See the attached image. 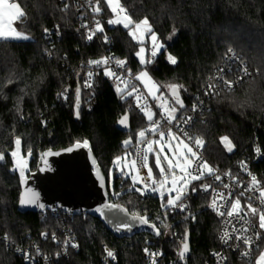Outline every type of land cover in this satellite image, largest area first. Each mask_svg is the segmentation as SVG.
Masks as SVG:
<instances>
[{
  "label": "trees",
  "instance_id": "16d2710c",
  "mask_svg": "<svg viewBox=\"0 0 264 264\" xmlns=\"http://www.w3.org/2000/svg\"><path fill=\"white\" fill-rule=\"evenodd\" d=\"M16 1L26 19L15 22V28L30 39L0 40V152L5 154L0 161V233L7 234L12 242L9 246L0 242V264H25L14 246L34 243L43 254L57 251L61 246L57 237L62 239L60 219H65L72 229L78 247L51 264H101L103 245L117 252V264H144L141 248L147 244L172 254L173 248H177L174 232L179 236L176 241L180 246L186 233L189 240V255L180 264H203L210 250L217 246L219 225L218 215L209 206V195L189 190L185 210L172 216L167 208L161 207L156 193L141 195L129 191L132 188L129 180L116 174L111 165L115 157L136 143L138 131L148 120L144 114L127 109L128 90L118 93L113 80L100 67L92 92L80 90L77 111L75 96L88 61L98 60L111 51L125 61L126 70L134 76L146 69L158 83L159 91L170 84L183 85L178 90L184 105L183 108L179 105L176 113L179 116L195 102L194 95L201 93L231 49L250 76L241 79L230 92L221 90L205 100L189 133L193 138H203L201 150L207 162L227 172L235 168L237 160L252 154L256 140L261 156L254 168L258 177L264 179V0H120L133 21L147 17L164 46L149 61L147 41L144 65L135 56L139 44L120 25L105 27L96 41L88 43L85 30L78 27L79 11L74 6L65 12L61 11L59 0ZM100 6L103 16L111 14L104 0ZM54 27L59 28L60 34L49 41L43 33ZM103 36L109 42L103 41ZM167 55L176 57L177 63L171 64ZM125 116L127 126L119 123ZM225 136L234 145L231 152L221 141ZM16 137L21 138L22 154L29 156L30 170L36 168L43 151L88 140L107 178L109 199L123 205L130 214L146 217L159 228V237L150 232L117 237L99 218L88 214L72 215L69 220L63 212L60 217L50 210L44 214L19 212V177L16 171H10L13 167L10 153ZM129 138L132 143L126 147L123 142ZM167 230L169 235H165ZM263 246L264 242L251 261L231 256L229 264H255Z\"/></svg>",
  "mask_w": 264,
  "mask_h": 264
},
{
  "label": "snow or ice",
  "instance_id": "6c2138e0",
  "mask_svg": "<svg viewBox=\"0 0 264 264\" xmlns=\"http://www.w3.org/2000/svg\"><path fill=\"white\" fill-rule=\"evenodd\" d=\"M86 3L88 4L91 12L95 15H98L102 12L101 8V0H95V3L93 4V0H86ZM104 3L107 4V6L110 8L111 12L114 15V18L109 19L107 23L109 25H122L123 28L129 29V34L133 36V38L136 37L137 33H151V39L153 42L157 40V35L153 32L151 25L145 17L143 20L136 22L133 21L131 16L128 14L127 10L120 4V0H104ZM69 3L65 2L63 8L61 11H67L69 8ZM119 13H123V16H120ZM5 16L9 17H15L16 22H22L24 19H26V13L21 8L19 2H13L10 3L9 0H0V40H9V39H30L29 36L22 33L21 31H18L15 27H5L3 23V18ZM95 28L94 29H88L87 39L92 40L93 37L96 35L97 32L103 33L104 29L101 25V22L99 20H95ZM82 27L87 28V24L85 23L82 25ZM45 33H48V30L45 29ZM105 42H108V37H104ZM154 50L152 51L151 55L153 57L156 56L157 50L160 48H163L164 46L162 44L156 45L154 43L153 45ZM145 49L142 47L140 48V51L137 53L139 56L141 53H143ZM231 52L232 50L229 49ZM50 54V53H49ZM112 58L110 57H102L99 60H90L88 61L89 66H96L101 67L104 66V75L108 77H114L118 81L124 84V88L122 89L119 84L117 85V92L121 93L128 89V82L124 79L122 75H119L117 72H115L111 67H109V62ZM168 61L171 64H176L177 60L176 57L172 55L167 56ZM144 62L143 60L141 61ZM116 66L122 67L125 63V61L116 60ZM223 72V70H220ZM243 76L250 75L247 72V68L244 67L242 69ZM88 77L90 78L93 73L89 72ZM148 74L147 72H141L136 79L139 80L142 77H146ZM243 76L239 77L238 79H243ZM217 79L225 85L227 91H231L233 88V81L225 79L223 75L218 76ZM8 83H12L11 80L8 81ZM85 87H91V84L88 80L85 81ZM184 86L179 84H170L168 85V88L172 91L173 96L175 98V102L180 105L181 108L184 107L182 101L179 98L178 90L182 89ZM217 85L209 84L208 89L210 91H206V95L208 94H215L218 95L219 93L215 91V88ZM67 91V90H66ZM136 91L135 85L131 87V91L128 92V95H132ZM80 89L77 88V97H79ZM63 95V94H61ZM19 111V109H17ZM193 110H196V105H193ZM142 111H145V115L147 116V120L149 121V126L145 129H141L137 133V140H136V146H135V155L136 158L132 159L130 161L129 167L131 169H134L136 172V175L131 176L133 187L129 188V191L135 190L136 192H139L141 195H144L147 190H150L151 192L155 193L158 191V189H164L166 185L168 184L169 180L171 181V188L167 191V200L166 203H162V208H179L180 211H184L186 208V204L183 203V199L186 196V189L191 184L192 181H198L202 180L205 175L208 177H212L214 181L220 182L223 189H229L227 192V195H225V192L222 190H217V188L213 187L212 184L204 183L200 185L201 190L205 192L211 191L213 194V199L211 201V204L209 205L212 207L218 215L220 216H227L228 218H236L237 222L240 223V226L237 227L235 224L232 225L231 233L227 228H225L221 235L220 240L223 241L225 244H228L230 240L233 239V235L235 234V248L240 249L241 246H246L247 250L241 251L242 257H249L252 255V246L255 244L257 248H260V241L262 240V233L258 230H256V224L253 223V220L250 217H257L258 216V227L261 230H264V188H258L257 185L259 184V181H257L255 176L251 177V183L245 187L242 183L238 182L237 177L231 176V173H225V176H230L233 184L241 188L238 195L233 198V192L230 190L233 185H230L228 183H224L223 179L220 175L216 174V171L207 164V161L202 160V157L199 155L198 151H194L193 147L189 146L188 143H184V141H179V144L176 148L169 147L168 152L164 151L165 147V137L167 136V144L171 145L172 140L177 139L176 133L173 132L172 127L167 128V132H165L162 127L161 123L162 121H166L168 125H172L173 121L177 120V117L175 113L177 112L176 108H169L166 113H161L160 119H154L155 113L149 112L146 109H142ZM79 113L77 112V117ZM21 118L23 116L21 115ZM191 118H185L184 123L187 124L188 121ZM42 123L46 124V122L42 121ZM119 123L121 125L127 126V116L120 119ZM177 127L179 126L177 122ZM183 131V130H182ZM148 133H151L152 136H158L159 139H149ZM183 135L189 140L193 141L196 145V147L202 148L204 141L202 137H190L188 136L187 132H183ZM221 141L226 144V147L229 152L232 151L234 145L231 144V141L228 137H222ZM132 143L131 138L129 140H126L124 142L125 146L127 147ZM15 148L16 150L12 151L10 153L11 156L16 157L19 154V150L22 145V141L20 137H16L14 140ZM183 145V149L185 151L179 152V155H177V152L179 151V145ZM140 145H143L144 147L141 148ZM154 145H159V148H154ZM80 143L77 142V147H80ZM83 147L89 148V141L84 140L83 141ZM68 151H72V149H68ZM257 152L260 150L257 149ZM28 153H31V149H28ZM149 154H151L154 157V165H149ZM126 155H131V153H126ZM5 158V154L3 152H0V161H3ZM120 157H117L116 160H120ZM139 160V165L137 161ZM194 161H198L199 163L196 165L195 168H193ZM93 163L95 164V160H93ZM153 167L158 170V173L153 172ZM246 167V165H244ZM140 169H146L147 175L146 177H140ZM121 172H123V169H120ZM10 171H17L16 167H13L10 169ZM179 173V175H178ZM157 175L159 179H157ZM20 176L23 179L24 177V171L20 170ZM139 177V180H138ZM101 185L103 186L104 180L101 177L100 178ZM141 182V187H135V185ZM256 190L258 192V195H249V193H252L253 190ZM192 192H195L196 186H192L191 188ZM173 193H175L173 195ZM114 195H119V193H114ZM165 193L160 192V196L163 199ZM241 198L245 199V203L241 204ZM38 197L35 194H31L29 197L25 199L20 200V204L22 206L29 205V204H35ZM257 200L259 201L261 207H253L252 201ZM219 201H222L223 203H218ZM131 203V201H129ZM39 207L43 208L44 205H39ZM105 209H119V211L124 212L126 216H129L128 210L116 205V204H105ZM221 208H225V211H221ZM97 212L100 213L101 216L107 217V222L110 224H113L114 229L119 231H132L133 224L130 221H138L142 225H149L153 230L155 231V234L159 236L160 230L155 224H150L148 219L144 216H141L139 213H131L129 216V219H126L124 221H114L112 217L108 216V213L103 211L102 209H96ZM242 213V215H241ZM188 217L186 216L185 219ZM194 218V217H193ZM229 223H231V220H229ZM250 231L253 232V235H248ZM46 235V234H45ZM4 240H9L10 238L5 235L3 238ZM55 234H53V240H55ZM68 241L65 240L64 244L65 247L68 246ZM73 248L78 247L76 244L71 245ZM231 246V245H230ZM19 251V249H18ZM39 252V250H37ZM107 257L115 259V253L111 250L105 249ZM146 254L148 253V249H144ZM189 251V244L187 241V233L185 234L184 239L181 241V246L178 250L177 255L179 256L180 260H184L186 258V253ZM25 260L31 259L29 253L25 252L24 254ZM57 257H59L60 253H56ZM152 261L151 264H157V260L155 259L156 256L162 255V253H151ZM218 259V264L222 261H226L227 257L221 256L219 253H214ZM45 260H47V257H44ZM255 264H264V251H260L259 257L256 259Z\"/></svg>",
  "mask_w": 264,
  "mask_h": 264
},
{
  "label": "built area",
  "instance_id": "2783aa9c",
  "mask_svg": "<svg viewBox=\"0 0 264 264\" xmlns=\"http://www.w3.org/2000/svg\"><path fill=\"white\" fill-rule=\"evenodd\" d=\"M59 1L61 3L62 7L64 6V3L67 2V3H69L70 6L71 5L74 6V8H76V10L79 11L78 27L85 30L86 37L88 34V29H94L95 28L94 19L99 20L101 22L103 29L105 27L112 26V25H109L107 23V21L109 19H112V14H110L108 16H103L102 12H101L100 14L95 15V17H94V14L91 12L88 4L86 3V0H59ZM94 3H95V0H93V4ZM122 6L127 10V8L124 5H122ZM127 12H128V10H127ZM119 15H123V13H119ZM85 23L88 26L87 28L82 27V25H84ZM47 30H48V33L46 34L44 31L43 36L46 39H48L49 41H51V38L53 36L58 37L60 34V30L58 27H54L52 29H47ZM100 34H101L100 32H97L92 40H88L86 38L87 42L92 43L93 41H96L98 39V37L100 36ZM104 37L105 36L102 37L103 41H105ZM152 51H153V48L148 47V60L149 61H153L155 58L151 55ZM102 57L112 58L110 60L108 66L111 67L119 75H122L125 80H127L128 92L131 91V87L133 85H135L136 91L132 95H129L130 100L126 106L128 110H132L136 113L143 114L145 111H142V109L148 110L154 106L153 100L145 93V91L143 90V88L139 84L136 77L130 71L126 70L125 65H123L122 67H119V68L116 66L115 62H116V60H119V59L116 58V56L113 52L108 51ZM244 67H245L244 63L241 60H239L238 56H236L234 54V52L228 51L224 56L223 62L213 72L212 76H210L207 79L205 85L201 89V93L200 94L197 93L194 95L195 102L187 109V111L181 113L179 116H176L177 120L173 121L172 125H168L166 123V121H162V123H161L162 129L165 132H167V128L172 127V130L174 133H176L177 135L184 138L190 144V146L193 147L194 151H198L199 155L202 157V160L207 161L205 156L202 153L201 148L198 149L194 143V140L189 141L183 135V132H187L188 136L192 137L191 134L189 133V129H190L191 125L196 120V117L198 116V114H200V112L203 110L205 100H207L211 96L215 95V94H211V93L208 95L205 94L206 91H210L208 89V85L209 84L217 85V87L215 88V91L218 93L221 90H226L225 85H223V83L217 79L218 76L223 75L225 77V79L233 81V88H234L241 81V79H238V78L243 76L242 69ZM98 68L99 67L88 65L82 71L81 80H80V90L83 91L84 93L90 94L92 92L93 87H94L95 75L97 73ZM100 68L104 69V66H101ZM220 70H223V72H221ZM89 72L93 73V75L90 78L87 75ZM247 72L250 74L248 69H247ZM249 76L250 75L243 76V78L249 77ZM109 78L113 80V82L116 86L119 84V86L122 89L124 88L123 83H121L120 81H118L114 77H109ZM86 80H88L89 83L91 84L90 88L85 87V81ZM127 95H128V93H127ZM194 104L196 105L195 111L193 110ZM154 110H155L154 119H160L162 111L159 108V106H156L154 108ZM188 117H190L191 119L188 121L187 124H185L184 119L188 118ZM177 122L179 124L178 127L176 126ZM148 126H149V121H148V124L143 129L147 128ZM148 138L149 139H159L158 136H152L151 133H148ZM135 146H136V143H134L132 146H130L129 149L127 150L128 153H131L130 157L132 159L136 158ZM140 147L143 148L144 146L140 145ZM257 149L260 150V147H259L258 142L255 140L253 143L252 154L250 156L242 157L239 160H237L235 163V168L230 172L231 176L237 177L238 182L242 183L245 187H247L251 183V177L252 176H255L257 181H259V184L257 185L258 188H262L264 186V179H261L258 177L259 175L254 168V163L256 161H258L260 159V156H261V150L259 152H257L256 151ZM137 163L139 165V160L137 161ZM198 163H199L198 161H194L192 167L195 168ZM207 164L210 165L216 171L217 175H220L222 177L224 183H228L230 185H233L232 188L230 189L233 192V198H235V196L238 195L241 190H243L241 188L236 187L233 184L230 176L224 175L225 173H229V172L223 171L218 166L212 165L208 162H207ZM244 165H246V167H244ZM140 175H141V177H146V169H140ZM204 183L212 184L213 187L217 188V190L224 191L225 195H227V192L229 191V189H223L220 182L214 181V179L212 177H208L207 175H205V177L202 180H198L197 184H193V185L196 186V189H197L196 191H199L203 194L209 195L210 204H211V201L213 199V194L211 193V191L205 192V191L201 190L200 185H202ZM192 186H191V188H192ZM191 188H190V190H191ZM191 192H192V190H191ZM249 195L255 196V195H258V192L254 189L252 193H249ZM186 200L187 199L185 197L182 202L186 204V202H187ZM218 203H223V202L219 201ZM244 203H245V199L241 198V204L243 205ZM252 204H253V207H258V208L261 207L259 201H257V200H253ZM210 208L215 214H217V212L212 207H210ZM44 211H46V210H44ZM44 211H40V212L42 214H44ZM50 211L54 215H57L58 217H60L59 213L62 212L61 210H58V209H50ZM178 211H180L179 208H175V209L167 208V212L172 216ZM221 211H225V208H221ZM63 213H65V212H63ZM65 214L67 215L66 218L70 220L71 219L70 216H72V215L67 214V213H65ZM241 215H242V213H241ZM218 217H219V225H218V232H217V246H216V248L210 250L209 258L203 264H218V259L215 255H213L214 253H219L221 256L227 257V260L220 262V264H229V258L231 256L236 258L237 260H240V261H245V262L251 261V259L254 256V253L259 248H257V246L254 244L252 246V255L249 257H242L241 251L247 250V248H246V246H243V245L241 246L240 249L235 248V243H237L235 241V234H232L233 239L230 240L228 244H225L223 241L220 240V235L225 228H227L229 230V232L231 233L232 225L235 224L237 227H239L240 223L237 222L236 218H228L226 215L225 216L218 215ZM63 218H65V217H63ZM250 218L253 220V223L256 224V230H258L262 233V240L259 242L260 247H261L262 243L264 242V230H261L258 227V216L257 217H250ZM229 220H231V223H229ZM60 228H61V232H62V239L57 237V240L61 241V246L57 251H55L52 254H43L40 251L38 252L37 250H39V248H37L34 245V243H32L30 246H23V247L14 246L13 249L17 254H19L22 257V260L25 264H35L36 263L35 261H37V264H51V262L53 260L56 261L59 258H61L62 256H66L68 251L77 250V247L73 248L71 246L72 244L77 245V242H76L75 236L72 232V229L66 225L65 219H63V220L60 219ZM247 234L253 235V232L250 231ZM175 235H176V233L174 232L173 236L175 237ZM154 236L159 237L156 234H154ZM4 237H5V235L0 233V242H3L7 246L12 245V242L10 240H4L3 239ZM176 237L179 238L178 235H176ZM65 240H67L69 242L67 247H65V244H64ZM106 248L115 253V259L114 260L110 257H107V254L105 251ZM146 248L148 249L149 254L145 253L144 249H146ZM18 249H19V251H18ZM178 250H179V248H173L172 254H167L166 251L164 250V248L156 247V246H153L152 244H147L141 248V256H142L144 264H151V261H152V256L150 255L151 253H162V255H158L155 257V259L157 260V264H180L181 260H180L179 256L177 255ZM25 252L29 253L31 259H29L27 261L25 260L24 255H23ZM56 253H60L59 257H57ZM44 257H47V260H45ZM100 262H101V264H117V252L114 249L110 248L109 246L103 245L102 249H101Z\"/></svg>",
  "mask_w": 264,
  "mask_h": 264
},
{
  "label": "water",
  "instance_id": "95a60500",
  "mask_svg": "<svg viewBox=\"0 0 264 264\" xmlns=\"http://www.w3.org/2000/svg\"><path fill=\"white\" fill-rule=\"evenodd\" d=\"M74 105L75 111H77L80 106V97H77V94ZM83 141H75L66 147L43 151L34 170H30L29 156L28 154L25 155L26 170H29L28 176L22 179L20 173L16 171L20 186L17 210L19 212H40L58 209L70 215L88 214L99 218L105 227L117 237H127L139 232L155 234L153 228L149 225H142L138 221H130L133 224L132 231L117 232L113 224L107 222V217L101 216L96 211V209H102L114 221L122 222L129 219L130 216L129 212V216H126L119 209L109 210L104 208L105 204H116L125 207L109 199L107 178L98 166L91 148L83 147ZM77 142L80 143V147H77ZM70 148L72 151H68ZM14 150H16L15 146L12 151ZM19 152L22 154L21 148ZM93 160H95V164ZM15 165L13 158V167H16ZM101 177L104 180L103 186L100 182ZM31 194L38 197L35 204L22 206L20 200L29 197ZM41 204L44 205L43 208L39 207ZM187 241L189 244L188 237ZM189 252L190 248L186 253V257ZM181 261L185 263L186 260Z\"/></svg>",
  "mask_w": 264,
  "mask_h": 264
},
{
  "label": "rangeland",
  "instance_id": "374dc122",
  "mask_svg": "<svg viewBox=\"0 0 264 264\" xmlns=\"http://www.w3.org/2000/svg\"><path fill=\"white\" fill-rule=\"evenodd\" d=\"M9 2L10 3H13V2H18V1H16V0H9ZM108 9L111 12V10H110L109 7H108ZM111 14H112V18H114V15H113L112 12H111ZM120 16H123V15H120ZM141 20H143V19H141ZM141 20H139V21H141ZM139 21H136V22H139ZM15 22H16L15 21V17L5 16L3 18V23H4V26L6 28L7 27H15ZM120 26L123 28L122 25H120ZM126 30H127V33L129 34V29H126ZM146 34H147V32L137 33L135 38H133V36H131L129 34V36L131 37V39L134 42H136V43L139 44L138 45V48H137V51L135 52V56H136V58L138 59V61H139V63L141 65H144V63L146 61V56H145L146 47H145L144 44L148 41V44H149L148 47L153 48V50H154V47H153L154 43L156 45H160L161 44L158 39L155 42L152 41V39H151V33L148 36H146ZM142 47L145 49V51L138 56L137 53L140 51V48H142ZM160 49H158L157 52ZM142 60L144 61L143 63L141 62ZM145 71L147 72L148 75L146 77H142L141 79L138 80V82L142 86V88L145 91V93L152 100L155 101V103L161 109L162 113H166L169 108H173V107L176 108L177 111H178L179 104H177L173 100L174 99L173 93L168 88V86H166V90L159 91V85H158V83L154 80V78L149 74V72L146 69H142L141 71H139V73H137L135 77H137L141 72H145ZM161 98H164V101L163 102L160 101ZM147 111L155 113L153 107H151ZM144 116L147 119V116L145 115V112H144ZM176 136H177V139L172 140L171 145L167 144V139L168 138L166 136V138H165V147H164V151L165 152H168L169 147L176 148L177 145L179 144V141H181V140L184 141V143H188L181 136H179L177 134H176ZM223 144H224L225 149L228 151V149L226 147V144L224 142H223ZM189 146H190V144H189ZM154 148H157L158 149L159 148V145H154ZM181 151H185L183 149V145L182 144L179 145V151L177 152V155H179V152H181ZM123 155L124 156H123L122 162L121 161L119 162V160H116V159L113 160V163L111 165V169H115L116 174H119V175H122V176L127 175L131 179V176L132 175H136L135 170L134 169H131L129 167L130 161L132 159H130V161H128V158L126 156V153H124ZM13 158H14V162L16 164L15 166L17 168V171L20 173V170L22 169L24 171V177L25 176H28V171L29 170L28 171L26 170V158H25V156L19 152V154L16 157H13ZM149 165L150 166L154 165V157L153 156H152L151 159L149 158ZM120 169H123V172H121ZM155 171L158 172V170L153 167V172H155ZM178 175H179V173H178ZM112 177H113L112 172H110V174H109V182H110V184H111V181H112ZM140 177H141V175H140ZM138 180H139V177H138ZM193 182L194 181H192L191 184L187 187L186 192H188L190 190L191 186L193 185ZM136 186L141 187L142 186L141 182H138L136 184ZM170 188H171V181L169 180L168 184L166 185V187L164 189H158V191L155 192L157 194L158 198H159V201L161 202V205H162V203H166V200H167V191ZM262 188H264V186ZM147 191H149V190H147ZM160 192H164L165 193L163 199L160 196ZM174 194L175 193H173V195ZM165 227H167V226L165 225L164 228ZM166 234H168V235L170 234L169 233V230L165 231V235ZM175 237H176V235H175ZM176 239H179V238H177V237L175 238L174 244L177 246V248H180V245L178 244V241H176ZM261 251H264V246L262 247V250ZM258 257H259V255L256 257V259Z\"/></svg>",
  "mask_w": 264,
  "mask_h": 264
},
{
  "label": "crops",
  "instance_id": "0c3cea01",
  "mask_svg": "<svg viewBox=\"0 0 264 264\" xmlns=\"http://www.w3.org/2000/svg\"><path fill=\"white\" fill-rule=\"evenodd\" d=\"M139 84H140V83H139ZM141 87H142V86H141ZM162 100L164 101V98H161V99H160L161 102H163ZM173 100L175 101V98H174ZM153 105H154V106H153V109H154L156 106H158V105L155 103L154 100H153ZM154 111H155V110H154ZM176 113H177V112H176ZM176 113H175V115H176ZM143 114H144V113H143ZM125 141H126V140H125ZM125 141H124V142H125ZM124 142H123V144H124ZM124 153H128L127 150H126ZM124 153H123V154H124ZM123 154L120 155V156H117V157H120V158H121V159L119 160V162H120V161L122 162V160H123V156H124ZM126 156H127V158H128V161H130V159H132V158L130 157V155H126ZM117 157H115L114 159H116ZM149 157H150V159H151V158H152V155L149 154ZM154 173H158V172L155 171ZM146 175H147V170H146ZM123 178H127V179L129 180V182H130L131 187H133L132 181H131V179H130L129 176L124 175ZM157 179H159L158 175H157ZM135 187H138V186L135 185ZM146 192L153 193V192H151L150 190H149V191H146ZM138 193H139V192H138ZM184 198H185V197H184Z\"/></svg>",
  "mask_w": 264,
  "mask_h": 264
}]
</instances>
